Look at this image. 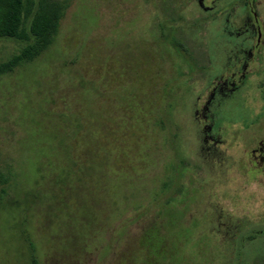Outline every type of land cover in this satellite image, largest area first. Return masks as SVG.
<instances>
[{
	"label": "rangeland",
	"instance_id": "obj_1",
	"mask_svg": "<svg viewBox=\"0 0 264 264\" xmlns=\"http://www.w3.org/2000/svg\"><path fill=\"white\" fill-rule=\"evenodd\" d=\"M0 264H264V0H67L0 74Z\"/></svg>",
	"mask_w": 264,
	"mask_h": 264
},
{
	"label": "trees",
	"instance_id": "obj_2",
	"mask_svg": "<svg viewBox=\"0 0 264 264\" xmlns=\"http://www.w3.org/2000/svg\"><path fill=\"white\" fill-rule=\"evenodd\" d=\"M67 0H0V38L19 39L20 49L0 61V74L31 61L54 40ZM154 225L139 241L146 250L163 238ZM153 236V237H152Z\"/></svg>",
	"mask_w": 264,
	"mask_h": 264
},
{
	"label": "flooded vegetation",
	"instance_id": "obj_3",
	"mask_svg": "<svg viewBox=\"0 0 264 264\" xmlns=\"http://www.w3.org/2000/svg\"><path fill=\"white\" fill-rule=\"evenodd\" d=\"M199 4L201 5V3L199 2ZM248 26L250 27V29L252 30H255L256 31V34H255V38H256V42L259 40L260 38V31L258 29V26L256 24V19L254 18L252 21L250 19H248ZM239 28H240V24H238L236 26V38L240 35L239 33ZM243 47V46H242ZM238 49H236V52H237ZM239 51H244L243 49L239 50ZM246 54L244 57H247L248 59H251V57H253V54H254V51H251V49H246ZM247 62V60L245 61V63ZM222 91V89L220 90ZM218 92V93H221V92Z\"/></svg>",
	"mask_w": 264,
	"mask_h": 264
}]
</instances>
